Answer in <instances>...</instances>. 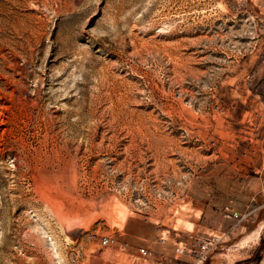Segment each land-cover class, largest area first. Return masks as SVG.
I'll return each instance as SVG.
<instances>
[{
    "label": "rangeland",
    "instance_id": "rangeland-1",
    "mask_svg": "<svg viewBox=\"0 0 264 264\" xmlns=\"http://www.w3.org/2000/svg\"><path fill=\"white\" fill-rule=\"evenodd\" d=\"M0 89V264H264V0H0Z\"/></svg>",
    "mask_w": 264,
    "mask_h": 264
},
{
    "label": "built area",
    "instance_id": "built-area-1",
    "mask_svg": "<svg viewBox=\"0 0 264 264\" xmlns=\"http://www.w3.org/2000/svg\"><path fill=\"white\" fill-rule=\"evenodd\" d=\"M225 216L228 218H238L239 214L230 209V207H225ZM191 236V235H190ZM225 233L211 232L207 234H199L191 236L188 239H178L174 245L175 252V262L165 264H208L211 254L221 247L225 242ZM110 242L109 237H103L102 243L107 244ZM160 242L165 244L167 240L162 237ZM140 252L143 256H151L152 250L142 247ZM186 259H182V257Z\"/></svg>",
    "mask_w": 264,
    "mask_h": 264
},
{
    "label": "bare ground",
    "instance_id": "bare-ground-1",
    "mask_svg": "<svg viewBox=\"0 0 264 264\" xmlns=\"http://www.w3.org/2000/svg\"><path fill=\"white\" fill-rule=\"evenodd\" d=\"M0 92H1V89H0ZM0 94H1V93H0ZM0 96H1V95H0ZM0 107L3 108V106H0ZM6 107H7V106H6ZM7 108H8V107H7ZM71 151H72V150H71ZM71 151H70V152H71ZM73 154H74V153H73ZM71 156H72V155H71ZM71 156H70V157H71ZM74 163H75V158L72 156V157H71V164L73 165Z\"/></svg>",
    "mask_w": 264,
    "mask_h": 264
},
{
    "label": "crops",
    "instance_id": "crops-1",
    "mask_svg": "<svg viewBox=\"0 0 264 264\" xmlns=\"http://www.w3.org/2000/svg\"><path fill=\"white\" fill-rule=\"evenodd\" d=\"M208 231H210V232H208ZM208 231H202V233H211V231L213 232L214 230L213 229H210V230H208ZM166 254V253H165ZM165 259V258H164ZM165 261H168L167 259H165ZM171 262V261H170Z\"/></svg>",
    "mask_w": 264,
    "mask_h": 264
}]
</instances>
